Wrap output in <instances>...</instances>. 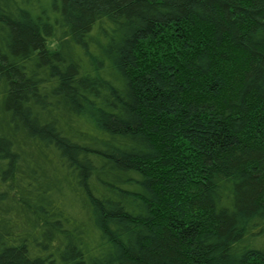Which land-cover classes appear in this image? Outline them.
Masks as SVG:
<instances>
[{
	"label": "trees",
	"instance_id": "obj_1",
	"mask_svg": "<svg viewBox=\"0 0 264 264\" xmlns=\"http://www.w3.org/2000/svg\"><path fill=\"white\" fill-rule=\"evenodd\" d=\"M0 264H264V0H0Z\"/></svg>",
	"mask_w": 264,
	"mask_h": 264
}]
</instances>
